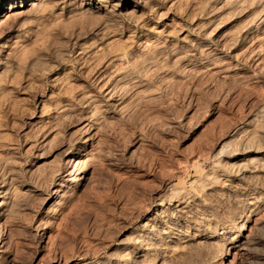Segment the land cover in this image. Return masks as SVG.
<instances>
[{"label": "rangeland", "instance_id": "1", "mask_svg": "<svg viewBox=\"0 0 264 264\" xmlns=\"http://www.w3.org/2000/svg\"><path fill=\"white\" fill-rule=\"evenodd\" d=\"M0 264H264V0H0Z\"/></svg>", "mask_w": 264, "mask_h": 264}]
</instances>
